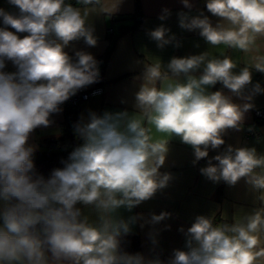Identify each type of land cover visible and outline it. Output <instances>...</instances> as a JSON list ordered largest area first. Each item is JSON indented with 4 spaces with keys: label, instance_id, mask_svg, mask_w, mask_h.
<instances>
[{
    "label": "clouds",
    "instance_id": "clouds-1",
    "mask_svg": "<svg viewBox=\"0 0 264 264\" xmlns=\"http://www.w3.org/2000/svg\"><path fill=\"white\" fill-rule=\"evenodd\" d=\"M8 2L20 14L0 8L3 24L15 29L0 27V264H162L159 258L121 249L120 237L131 231L137 217L125 220L117 212L131 211L168 186L171 173L160 168L173 136L191 146L194 165L208 158L202 175L229 185L246 178L264 203V155L254 147L228 145L209 158L210 149L225 144L227 130H241L254 95L264 93L256 83L246 94L252 69L264 73V55L254 56L252 65L239 72L230 56L213 57L209 51L173 57L167 70L159 61L145 63L136 93L138 112L90 113L86 123L75 125L83 143L64 167L53 169L47 178L38 174L35 149L28 143L31 133L49 126V117L61 111V104L100 76L93 55L80 50L73 60L65 49L81 39L96 46L90 16L113 14L121 0L111 6L102 0H76L75 5L66 0ZM181 2L193 7L190 0ZM206 8L219 22L213 25L203 13L181 11L179 27L199 30L213 47L243 53L257 49V41L264 38V0H207ZM170 16L171 10L163 8L158 18ZM169 32L161 24L148 35L164 48L176 39ZM6 61L17 71L4 72ZM217 83L231 95L208 91ZM233 96L245 103L233 102ZM153 132L167 138L155 139ZM77 204L91 206L96 219L84 215ZM170 216L151 214L150 223ZM179 230L185 233L186 250H174L169 264H259L264 258V207L231 224L199 215L186 232Z\"/></svg>",
    "mask_w": 264,
    "mask_h": 264
},
{
    "label": "crops",
    "instance_id": "crops-1",
    "mask_svg": "<svg viewBox=\"0 0 264 264\" xmlns=\"http://www.w3.org/2000/svg\"><path fill=\"white\" fill-rule=\"evenodd\" d=\"M204 1L207 0H190L193 7L188 9L183 6L181 0H140L141 18L138 27L116 41L113 50L105 61L101 60V56L108 45V28L117 27L119 23L115 21V18L134 12V0H121L118 10L111 15L106 13L92 14L89 18V24L94 28L97 45L90 47L81 39L70 42V45L65 49L73 60L76 59L75 52L82 50L93 55L98 62L103 61L98 82L83 88L90 89L99 86L101 92L80 102L78 114L82 120L87 122L89 114L92 112L99 116L105 112L126 111L129 115L136 114L138 112L135 106L136 93L143 82L142 72L145 63L159 61L162 67L167 70V64L173 57H187L209 51V55L213 57L230 56L237 63L235 71L239 72L246 65H252L254 56L264 55V38L257 41V49L250 53H243L223 45L210 46L199 35V30L188 31L180 28L177 14L183 11L190 16L200 15L203 13L200 10V2ZM102 2L111 6L116 3V0H102ZM66 3L75 5L76 0H66ZM0 8L13 15L18 16L20 14L19 9L11 5L8 0H0ZM163 8L171 10V16L165 21L158 18L162 14ZM203 15L208 16L213 25L219 22L218 17L205 13ZM161 24L170 29L168 35L174 34L176 37L173 43L164 48H159L157 42L148 35L151 30ZM0 27H7L9 31L15 32V29L3 24L2 18H0ZM17 35L22 38L27 33H17ZM177 42H179V47L175 46ZM3 71L6 73L16 72L17 68L11 61H6ZM196 75H199V72ZM256 83L264 88V73L252 69V84L249 85L246 94L251 91L252 85ZM217 90H223L226 95H231L229 90L222 89L220 83L208 89L210 92ZM232 99L235 103H245L235 96ZM64 103L60 105V112L53 113L49 117L51 120L49 126H40L31 133L28 143L34 146L35 150L39 148L40 142L45 138L59 135L60 123L64 114ZM251 103L254 107L245 113L241 130H227L223 136L225 144L220 149H210L209 158L223 151L228 145L254 147L258 154L264 155V120L253 124V110L264 107V93L254 95ZM253 126L260 132V138L247 135L246 132ZM153 136L155 139L167 138L155 132H153ZM82 143L83 141L78 146ZM167 147L166 160L160 168V172L171 173L172 179L168 186L158 190L152 199L142 202L131 211L120 208L117 212V215L125 220L137 217L135 222L130 225L131 231L127 235L135 234L138 236L140 244L138 253L146 259L159 258L162 264H169L174 250H186V236L179 229L183 228L186 232L197 216L214 217L216 222L231 224L235 222V219L240 220L245 215L252 214L264 207V203L259 199L261 192L247 183L246 178H241L235 185H229L223 180L218 183L213 182L200 172L201 168L207 166L208 158L201 159L194 165L193 149L183 143L179 137H170ZM213 163L217 162L213 161ZM256 171L260 172L261 170L257 169ZM219 187L221 188L220 192L218 191ZM77 207L82 210L84 215L93 220L96 219V214L91 206L77 204ZM161 212H169L171 216L158 224L150 223L151 214L159 215ZM153 239L156 243H153ZM260 247H264V239H262ZM259 264H264V258H261Z\"/></svg>",
    "mask_w": 264,
    "mask_h": 264
},
{
    "label": "trees",
    "instance_id": "trees-1",
    "mask_svg": "<svg viewBox=\"0 0 264 264\" xmlns=\"http://www.w3.org/2000/svg\"><path fill=\"white\" fill-rule=\"evenodd\" d=\"M206 3L207 1L200 2V10L205 14H211L207 11ZM140 18V0H134V12L115 18V21L119 24L115 28L111 27V31L107 32L108 45L101 56V60H106L119 38L133 32L138 27ZM80 122L86 123V121L82 120L79 116L78 107L70 105L68 101L65 102L59 135L42 140L39 144V148L33 153L32 159L35 165V171L38 174L47 178L53 169L64 167V162L68 160L70 153L83 141L78 138L74 130L75 125ZM218 191H221L220 187ZM120 240L121 249L123 251L130 254L140 251L139 238L137 235H122Z\"/></svg>",
    "mask_w": 264,
    "mask_h": 264
},
{
    "label": "built area",
    "instance_id": "built-area-1",
    "mask_svg": "<svg viewBox=\"0 0 264 264\" xmlns=\"http://www.w3.org/2000/svg\"><path fill=\"white\" fill-rule=\"evenodd\" d=\"M111 31V28H108V32ZM101 92V88L99 86H94L90 89H80L74 96H71L68 99V103L72 106L78 107L80 102L89 99L91 96L96 95ZM264 119V107H259L253 110V124L257 123ZM247 135L253 138H260V132L255 129L253 126L250 130H248Z\"/></svg>",
    "mask_w": 264,
    "mask_h": 264
},
{
    "label": "water",
    "instance_id": "water-1",
    "mask_svg": "<svg viewBox=\"0 0 264 264\" xmlns=\"http://www.w3.org/2000/svg\"><path fill=\"white\" fill-rule=\"evenodd\" d=\"M103 64V61H100L99 64H98V67H99V72H100V69H101V65Z\"/></svg>",
    "mask_w": 264,
    "mask_h": 264
}]
</instances>
